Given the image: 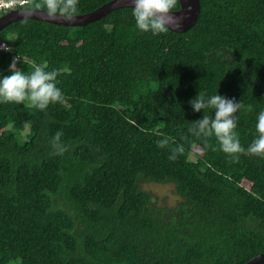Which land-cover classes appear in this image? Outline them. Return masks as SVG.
I'll list each match as a JSON object with an SVG mask.
<instances>
[{
  "label": "trees",
  "instance_id": "obj_1",
  "mask_svg": "<svg viewBox=\"0 0 264 264\" xmlns=\"http://www.w3.org/2000/svg\"><path fill=\"white\" fill-rule=\"evenodd\" d=\"M110 1L79 0L77 15ZM132 9L0 33V78L20 57L26 74L58 71L63 94L46 110L0 103V264H247L264 253V156L246 151L264 111V0H201L191 30L157 35L136 28ZM199 93L243 103L244 153L189 131L214 117L192 109ZM143 182L173 183L181 200L157 206Z\"/></svg>",
  "mask_w": 264,
  "mask_h": 264
},
{
  "label": "clouds",
  "instance_id": "obj_2",
  "mask_svg": "<svg viewBox=\"0 0 264 264\" xmlns=\"http://www.w3.org/2000/svg\"><path fill=\"white\" fill-rule=\"evenodd\" d=\"M8 3L12 7L18 5L24 12L35 13L42 10L49 20L63 18L72 21L78 13L79 0H8ZM132 4L135 26L141 32L150 31L153 35H157L166 32L169 25L180 26L179 19L172 15L177 0H132ZM17 59L14 57L10 65L12 74L0 78V103L27 102L30 107L39 110H46L50 103H63V94L56 84L58 71H46V64H33V70L26 74L17 70ZM189 103L196 112L207 108L214 109V117L204 114L203 118L194 121L189 129L193 135L197 137L214 135L220 150L233 157L245 152L235 132L237 127L235 114L244 108L242 102L218 94L206 98L199 93ZM247 110H250V106ZM256 132L258 136L246 151L248 154L264 156V111L258 114ZM61 136L62 132L57 131L51 141L55 155H63L67 151V147L61 143ZM168 143L167 138L157 142L159 147H164ZM183 152L184 148L177 146L172 149L169 159L175 160Z\"/></svg>",
  "mask_w": 264,
  "mask_h": 264
},
{
  "label": "water",
  "instance_id": "obj_3",
  "mask_svg": "<svg viewBox=\"0 0 264 264\" xmlns=\"http://www.w3.org/2000/svg\"><path fill=\"white\" fill-rule=\"evenodd\" d=\"M179 4L180 9L172 11V15L179 19L180 26L175 27L169 25L168 27L170 31L175 33H186L191 30L199 20L201 14V0H179ZM123 8H133L132 0H112L93 12L77 15L72 21L63 18L49 20L42 10L31 13L24 12L22 9H14L0 17V33L11 24L22 20L43 21L65 27H85ZM247 264H264V253L255 257Z\"/></svg>",
  "mask_w": 264,
  "mask_h": 264
},
{
  "label": "rangeland",
  "instance_id": "obj_4",
  "mask_svg": "<svg viewBox=\"0 0 264 264\" xmlns=\"http://www.w3.org/2000/svg\"><path fill=\"white\" fill-rule=\"evenodd\" d=\"M8 12H5V14ZM143 189L152 195L157 206L174 207L181 198L176 193V186L173 183L157 184L153 182H143Z\"/></svg>",
  "mask_w": 264,
  "mask_h": 264
},
{
  "label": "built area",
  "instance_id": "obj_5",
  "mask_svg": "<svg viewBox=\"0 0 264 264\" xmlns=\"http://www.w3.org/2000/svg\"><path fill=\"white\" fill-rule=\"evenodd\" d=\"M14 9H21L18 5L15 7H12L9 5L8 0H0V12H9ZM10 46L7 42H1L0 43V51H4L6 53L10 52ZM16 66L21 61L20 57H17Z\"/></svg>",
  "mask_w": 264,
  "mask_h": 264
}]
</instances>
